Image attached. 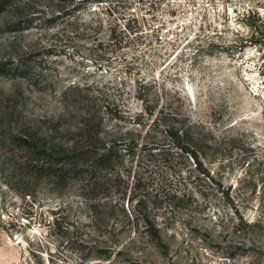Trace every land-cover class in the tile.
<instances>
[{"label":"rangeland","instance_id":"rangeland-1","mask_svg":"<svg viewBox=\"0 0 264 264\" xmlns=\"http://www.w3.org/2000/svg\"><path fill=\"white\" fill-rule=\"evenodd\" d=\"M36 1L0 14V163L89 124L115 161L16 150L0 264H264V0Z\"/></svg>","mask_w":264,"mask_h":264},{"label":"trees","instance_id":"trees-1","mask_svg":"<svg viewBox=\"0 0 264 264\" xmlns=\"http://www.w3.org/2000/svg\"><path fill=\"white\" fill-rule=\"evenodd\" d=\"M59 1H60L59 5L57 6L54 5L53 11L55 12H53L52 15H55L57 13H59V15L62 13H68V11L79 9L80 6L86 3H91V2L99 3V2H103L104 0H59ZM68 2H74V6L72 8H69ZM37 5L38 3L36 0H0V14L1 13L3 14L5 12H10L11 10H17L19 8L22 10V12L25 10H30V11L38 10L39 8ZM90 127L91 125L89 124L86 129L83 128V133L79 134L81 136V140L76 141L74 146L67 148L66 150L68 151V153L63 156H57L56 152L48 153V151L45 148L36 145V143L32 142L31 140L28 139V137H25L23 135H14L13 144L18 149L19 148L27 149V150L32 149L36 151L35 155H37L38 158H30V157L26 158L25 163L27 166H30V168L39 167L40 157H43L45 159L46 157H48L47 162L52 163V161L68 158L71 157L72 155L74 157L82 155V159L85 160H87L88 157L93 158L91 164L92 166L94 165L96 166L93 169L94 171H100V170L102 171L104 167L110 168L115 161V154L112 151V146L105 148L103 151L97 150L96 143L99 141V139L97 136H94L95 130L94 129L91 130ZM18 149L16 150L18 151ZM16 150L10 149L9 152L6 154L5 158L2 159V163H0V168H2V171L5 173L6 169H9L10 175L12 176L15 175L16 170H18L19 168L23 169L24 167V163L20 161V159L15 157ZM83 170L84 169H79V172H82ZM25 175L26 176L23 178H29V179L32 178V176H30V173L28 171L25 172ZM96 175L97 174H95L94 176L96 177ZM144 218H146V223L149 224L148 226H153V223L149 219V215L147 213ZM54 224L55 225L58 224V220H55Z\"/></svg>","mask_w":264,"mask_h":264}]
</instances>
